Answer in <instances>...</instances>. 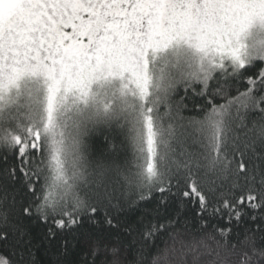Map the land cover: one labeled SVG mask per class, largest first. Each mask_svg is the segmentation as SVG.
<instances>
[{
  "label": "snow or ice",
  "instance_id": "1",
  "mask_svg": "<svg viewBox=\"0 0 264 264\" xmlns=\"http://www.w3.org/2000/svg\"><path fill=\"white\" fill-rule=\"evenodd\" d=\"M253 28L264 30V0H0V99L37 78L46 93L42 129L0 134V264H264ZM181 46L196 69L165 88L152 61ZM111 81L138 101L136 170L99 143L124 120L119 106L96 108ZM207 123L219 147L203 159Z\"/></svg>",
  "mask_w": 264,
  "mask_h": 264
},
{
  "label": "trees",
  "instance_id": "2",
  "mask_svg": "<svg viewBox=\"0 0 264 264\" xmlns=\"http://www.w3.org/2000/svg\"><path fill=\"white\" fill-rule=\"evenodd\" d=\"M166 64L167 65H164L163 67L161 65L158 68H155L154 66L152 68L155 70L152 72V77L157 83L158 78L160 76L162 77L163 75L161 70L165 72L163 80L160 82V84H162L165 88L174 86L177 83L192 76V74L186 70L187 67L185 65L179 66L171 59L168 60ZM34 87L38 88L39 94L37 95V100L35 99V96H32V98L30 97L32 94L30 92L37 91H32ZM104 90H98L97 96H100L98 100L103 99L102 91L104 92ZM45 95V87L41 86V84L38 86L37 79H35L28 82H22L19 85L18 93L14 90L11 96L0 99V134H2L5 130L13 134H21L24 129L29 127L42 129L46 120V114L44 111ZM110 95L112 96V100H107L106 102L103 100V102L98 101L99 103H96L97 105L100 104L102 106V110H99L100 112H104L105 106H108V111H112L114 108L119 106V101H116V95L114 97L113 91H111L107 97H111ZM189 100L190 107L191 105L200 102L191 96L189 97ZM126 101L131 103L132 106L135 104L138 105V102L134 104L128 98H126ZM122 112L124 113V120L120 125V131H105L100 137L99 143L107 146L112 151L119 152L121 159L129 162L130 167L133 170H136L142 165L143 157H141V155L133 148L131 144L135 115H129L128 113L125 114L124 111ZM63 119L64 117H61V120ZM219 137L220 132L217 131L216 127L212 123H207L205 127L198 130L196 135L195 144L199 150L196 154L201 158L206 159L213 151L218 149ZM159 162L160 161L158 159V163ZM189 231L195 237L204 239V237L201 235L199 224H196L195 227H192L190 224ZM208 235L211 237L212 233L209 232ZM166 239V237H162L158 244H163ZM216 239H221L219 234H216ZM224 239H230L232 243H235L236 240L235 237H225ZM231 259L233 264H239L238 257L233 256ZM205 264H208V262L206 261Z\"/></svg>",
  "mask_w": 264,
  "mask_h": 264
},
{
  "label": "rangeland",
  "instance_id": "3",
  "mask_svg": "<svg viewBox=\"0 0 264 264\" xmlns=\"http://www.w3.org/2000/svg\"><path fill=\"white\" fill-rule=\"evenodd\" d=\"M256 41H264V30H261L259 28H253L251 30L250 36L246 42L251 44V43L256 42ZM170 59L173 60L174 62H176L177 65H179V66L185 65L187 67L186 70L189 71L191 74H193L194 69H196V61H198V54H196L194 50L188 49L187 47H183V46L177 47V48H170L163 54H157V56L152 61V65L155 68H158L161 65L163 67L164 65L166 66L168 64V63L166 64V62H168V60H170ZM153 71H155V70H153V69L151 70V75H152ZM161 73H163V75H162V77L160 76L158 78V83L162 82L164 74H165V72H163V70H161ZM40 84H41V86L44 87L42 79L37 78V85L40 86ZM104 89H106V90H104ZM104 89H100V90H104V92L102 91L103 99L98 100L100 96H97V103H99L98 101L103 102V100H105V102H106L107 100H112L111 95H110L111 97H107V96L111 93V91H113L114 97L116 95V101H119L118 105H119L120 109L122 111H124L125 114L126 113H128L129 115L130 114H132V115L136 114V110H137L138 105H136L135 103L138 101L134 102V98L131 96V93L127 89L126 85L122 84L120 81H111L105 85ZM34 90H37V91H34ZM32 91H34V92H30V93H32L30 95V97L32 98V96H35V99L37 100V95L39 94L38 88L34 87ZM123 97H124V99H123ZM126 98H128L135 105L132 106L131 103L126 101ZM113 101H114V99H113ZM100 106H101L100 104H98V105L96 104V107L98 110H102V106L101 107ZM132 120H133V118H132Z\"/></svg>",
  "mask_w": 264,
  "mask_h": 264
}]
</instances>
